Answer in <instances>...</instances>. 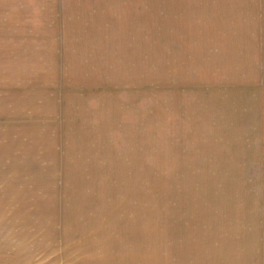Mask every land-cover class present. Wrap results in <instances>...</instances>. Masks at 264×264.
I'll return each mask as SVG.
<instances>
[{
  "label": "rangeland",
  "instance_id": "1",
  "mask_svg": "<svg viewBox=\"0 0 264 264\" xmlns=\"http://www.w3.org/2000/svg\"><path fill=\"white\" fill-rule=\"evenodd\" d=\"M0 264H264V0H0Z\"/></svg>",
  "mask_w": 264,
  "mask_h": 264
}]
</instances>
